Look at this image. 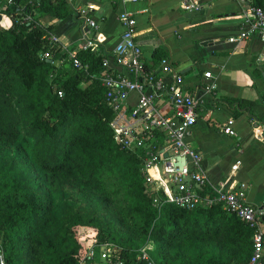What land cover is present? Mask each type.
<instances>
[{
  "label": "trees",
  "instance_id": "trees-1",
  "mask_svg": "<svg viewBox=\"0 0 264 264\" xmlns=\"http://www.w3.org/2000/svg\"><path fill=\"white\" fill-rule=\"evenodd\" d=\"M250 5L264 8V0H250ZM45 14L66 16L67 0H11L0 10L5 264H75L89 236L97 244H112L122 264H146L137 259L139 250L155 264L246 261L251 229L233 213L218 203L180 207L167 201L160 187L148 186L143 151L121 147L108 126L112 112L98 78L105 55L93 42L76 54L84 70H58L56 58L64 55L46 39L48 27L37 24ZM43 52L51 62L41 58ZM43 176L79 201L55 202L41 183ZM200 192L211 190L205 184Z\"/></svg>",
  "mask_w": 264,
  "mask_h": 264
},
{
  "label": "crops",
  "instance_id": "crops-1",
  "mask_svg": "<svg viewBox=\"0 0 264 264\" xmlns=\"http://www.w3.org/2000/svg\"><path fill=\"white\" fill-rule=\"evenodd\" d=\"M195 1L198 9L185 10L178 0L123 4L119 0H67L66 16L45 14L37 24L48 27L47 36L57 37L61 53L76 55L86 50L80 48L85 37L91 38L112 67L109 55L122 30L117 14L129 11L135 19V42L145 68L168 81L169 74L160 72L158 65V60L166 57L172 70L181 75L183 90L196 99L197 117L186 141L199 153L208 183L243 184L246 200L259 205L264 201V144L255 137L253 128L264 132V53L255 34L238 42L227 40L240 27L242 4L234 0ZM85 5L91 6L87 12L96 24L94 29L78 15V9ZM204 71L212 78H204ZM209 80L214 88L207 93L203 85ZM226 98L233 100L229 103ZM134 100L132 93L130 101ZM246 100L254 103L249 107L242 102ZM228 119L232 120L234 135L222 131ZM149 174L157 187L165 183L157 166ZM261 229L264 264V216Z\"/></svg>",
  "mask_w": 264,
  "mask_h": 264
},
{
  "label": "built area",
  "instance_id": "built-area-1",
  "mask_svg": "<svg viewBox=\"0 0 264 264\" xmlns=\"http://www.w3.org/2000/svg\"><path fill=\"white\" fill-rule=\"evenodd\" d=\"M120 3L135 0H119ZM243 5L240 27L229 42H238L255 34L260 41L264 53V8L250 5V0H234ZM11 0H6L0 7L4 10ZM180 8L196 10L199 4L195 0H178ZM90 5L78 9V15L89 28L96 24L87 12ZM29 19V16H25ZM117 21L122 30L119 39L112 49L111 60L108 56L101 60L100 84L105 90V98L111 108L112 117L108 122L113 139L121 147L132 150L141 149L144 154L143 170L146 180L154 183L148 175L147 168L157 165L165 178L160 185L165 199L180 207L193 209L196 206H209L218 203L222 209L233 213L251 229V251L246 261L239 264H261L263 257L261 220L264 216V201L259 205L248 202L245 198L244 185L233 187L219 182L212 186L200 167V155L186 141L191 126L195 123L196 99L183 90V79L175 73L166 57L158 60L159 71L169 74V80L160 77L145 68L141 61V49L135 42V19L127 10L117 14ZM46 39L51 44L58 42L57 37L48 35ZM92 39L85 37L81 49L92 45ZM60 52V51H59ZM61 53V52H60ZM64 57L56 58L58 70H84L74 53H61ZM48 52H43L41 58H48ZM261 59V58H260ZM264 61V58L261 59ZM260 60V61H261ZM203 77L211 79L209 71L203 72ZM214 88L212 80L204 83L203 89L209 93ZM135 94V100L130 101V94ZM61 93L58 91V95ZM231 119L223 124L222 131L234 135ZM253 133L264 144V132L253 128ZM165 153V155H164ZM183 157V163L178 166L176 158ZM235 165L232 167L234 168ZM155 184V183H154ZM207 185L211 193H202L200 189ZM156 185V184H155ZM115 247L110 244H97L92 240L86 242L83 255L75 264H122L115 259ZM137 259L146 264H155L144 250H139ZM0 264H5L4 254L0 246Z\"/></svg>",
  "mask_w": 264,
  "mask_h": 264
},
{
  "label": "rangeland",
  "instance_id": "rangeland-1",
  "mask_svg": "<svg viewBox=\"0 0 264 264\" xmlns=\"http://www.w3.org/2000/svg\"><path fill=\"white\" fill-rule=\"evenodd\" d=\"M19 149H20V153H22L24 155L28 154V149L26 147L19 146ZM30 167H31V170L36 174L37 173L36 169L31 163H30ZM41 183H42L45 190L51 192L52 198L55 202L70 201V200H74V199L76 202L79 201V198L75 197L74 194L68 192L63 186H60L56 181H54V180L51 181L50 178H48L47 176H43V180H41ZM147 183H148V186L150 188H152L154 190L157 189L156 185L153 182L147 181ZM94 238L95 237H93V236H89L86 241H88V240L94 241ZM37 259L40 260V256H38Z\"/></svg>",
  "mask_w": 264,
  "mask_h": 264
},
{
  "label": "water",
  "instance_id": "water-1",
  "mask_svg": "<svg viewBox=\"0 0 264 264\" xmlns=\"http://www.w3.org/2000/svg\"><path fill=\"white\" fill-rule=\"evenodd\" d=\"M45 61L51 62V59L50 58H46ZM164 155H165V153H164ZM175 163L178 166H180L183 163V157L176 158V162Z\"/></svg>",
  "mask_w": 264,
  "mask_h": 264
},
{
  "label": "bare ground",
  "instance_id": "bare-ground-1",
  "mask_svg": "<svg viewBox=\"0 0 264 264\" xmlns=\"http://www.w3.org/2000/svg\"><path fill=\"white\" fill-rule=\"evenodd\" d=\"M154 166H157V165H152V166H150V167L147 168V173H148V175H150V174H149V170H150L152 167H154ZM150 177H151V176H150ZM152 179H153V178H152Z\"/></svg>",
  "mask_w": 264,
  "mask_h": 264
}]
</instances>
